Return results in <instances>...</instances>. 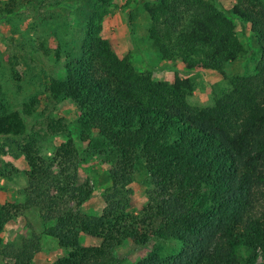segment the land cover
<instances>
[{
  "label": "trees",
  "instance_id": "obj_1",
  "mask_svg": "<svg viewBox=\"0 0 264 264\" xmlns=\"http://www.w3.org/2000/svg\"><path fill=\"white\" fill-rule=\"evenodd\" d=\"M43 1L0 0V21ZM233 1L222 8L215 0H124L129 24L142 13L152 52L172 68L168 80H156L151 68L138 71L134 51L102 35L117 0L73 1L79 38L56 41L51 55L61 71L45 77L42 115L72 103L85 151L71 137L48 150L47 138L68 133L65 120L48 118L28 132L24 117L35 115L39 98L14 109L0 82V156L12 149L26 164L22 203L0 202L5 264H33L42 236L61 249L52 264H119L114 251L124 241L149 249L136 264L264 260V0ZM235 19L249 27L251 47L240 41ZM255 49L252 74L226 73ZM4 62L11 59L0 51V69ZM200 72L219 78L208 107L189 103L190 73ZM83 152L108 166L98 215L82 211L94 195L79 177ZM139 171L148 188L136 209L130 185ZM17 172L9 163L0 167L4 178ZM27 211L42 230L1 248L6 224ZM81 236L99 243L82 245Z\"/></svg>",
  "mask_w": 264,
  "mask_h": 264
},
{
  "label": "rangeland",
  "instance_id": "obj_2",
  "mask_svg": "<svg viewBox=\"0 0 264 264\" xmlns=\"http://www.w3.org/2000/svg\"><path fill=\"white\" fill-rule=\"evenodd\" d=\"M74 0L61 1L56 5V0H44L40 6L38 2L32 3L27 10H21L18 14L0 21V51L4 58H10L11 63L4 62L0 69L3 91L6 99L14 109L20 110L22 103L36 96L40 105L33 117H24L28 132L32 129L39 131L48 118H63L68 127V133L47 138L46 148L54 146L71 137L79 151H85L86 145L79 141V132L75 123L76 109L70 102H63L56 108L48 107L42 115L45 104L43 82L46 76L56 77L61 71L60 62H55L51 55L56 46V41L79 38V22L75 16ZM224 8L230 7L233 0H215ZM49 3V6H47ZM124 0H117V8L113 14L105 20L102 35L115 40L123 51L132 50L135 53V67L138 71L146 68L153 70L156 80H168L172 77L171 66H166L157 61L151 50L150 41L146 34V21L142 13L137 12V17L131 24L123 7ZM140 11V9L138 10ZM236 31L240 41L245 47H251L253 39L250 38L249 27L234 20ZM44 46V48H43ZM253 55L226 66L228 75H250L253 73L255 59L258 58V50H252ZM14 68L21 80L16 81L12 76ZM171 68V70H170ZM194 86L189 103L193 106L208 107L213 104L212 84L219 82L218 76L210 73H190ZM223 84L220 83V86ZM41 114V115H40ZM0 137V143L3 142ZM18 140V139H17ZM84 161L79 166L81 181L88 179L93 188V197L82 207V211L90 215L100 214L104 203L102 196L109 185L107 179L108 166L99 156H89L83 152ZM4 163L11 164L17 173H12L10 179L0 176V202L22 203V190L26 186L24 171L26 164L15 151L6 148V153L0 156V167ZM133 190V205L139 209L146 201V178L143 172L135 173L134 182L130 185ZM42 225L34 211H27L6 224L1 234V248L14 244L20 246L21 241L33 234H39ZM82 245H97V239L81 236ZM175 244V242H171ZM167 245V244H166ZM40 250L35 254L33 264H52L61 253L57 242L48 236H42L39 242ZM149 249H134L129 241H124L115 251V257L119 264H136L142 259ZM0 264H5L0 259ZM258 264H264L262 256L258 257Z\"/></svg>",
  "mask_w": 264,
  "mask_h": 264
}]
</instances>
